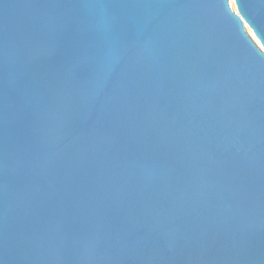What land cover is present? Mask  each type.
<instances>
[{
  "label": "water",
  "instance_id": "obj_1",
  "mask_svg": "<svg viewBox=\"0 0 264 264\" xmlns=\"http://www.w3.org/2000/svg\"><path fill=\"white\" fill-rule=\"evenodd\" d=\"M0 264H264V0H0Z\"/></svg>",
  "mask_w": 264,
  "mask_h": 264
}]
</instances>
